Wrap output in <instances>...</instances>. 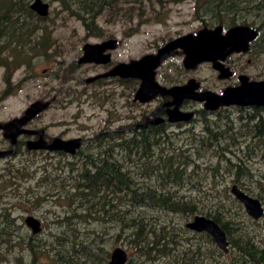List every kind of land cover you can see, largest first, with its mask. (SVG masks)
<instances>
[{"label": "trees", "instance_id": "trees-1", "mask_svg": "<svg viewBox=\"0 0 264 264\" xmlns=\"http://www.w3.org/2000/svg\"><path fill=\"white\" fill-rule=\"evenodd\" d=\"M57 1L69 16L86 25L95 24L101 16L131 20L135 15L136 23H145L146 8L160 18L165 3L164 0ZM194 7L200 16L219 23L227 19L233 22L234 18L240 22L243 17L252 25L264 21V0H194ZM241 12L243 16L238 14ZM239 119L249 125L236 128L228 114L223 113L217 120H225L224 123L204 118L201 134L182 144H175L170 137L156 138L153 131L150 139L120 144L115 156L79 160L78 167L69 164L67 177L57 173L50 177L45 173L36 187L53 183L54 189L58 187L54 194L46 190L36 192L31 187H24L21 192L18 179L28 177V167L12 164L0 174V203L4 197L12 196L17 204L26 199L31 206H39L49 195H56L64 200L61 205L66 206L63 217L55 215L58 227H75L71 231L63 228L46 239L33 233L27 235L12 216L11 206L16 201L9 207L0 205V262L18 247L28 250L26 256L31 260H22L23 252L15 253L16 264H37V259L44 256H52L54 264H72L68 258L74 255L84 258L81 264H107L109 252L96 251L102 250L100 243L95 239L84 243L82 240L88 238L79 240L80 235H75L77 225L94 220L110 224L117 230L116 240H124L138 257L152 264H264V240L256 239L255 228L248 229L241 223L238 213L243 212L242 204L230 193L231 186L223 183L226 175L231 176L233 184L264 204V162L263 169L256 171L250 167V153V157L245 154L237 155L235 160L231 157L233 148L241 146L240 137L249 139L250 145L254 143L257 148L264 147V107H255L252 113H243ZM133 165L135 169H131ZM185 187L189 192L181 193ZM195 215L212 218L222 227L229 241L228 253L220 250L207 233L189 230L185 222L173 218L178 216L187 221ZM43 248L48 251H41ZM132 261L129 258L125 264Z\"/></svg>", "mask_w": 264, "mask_h": 264}, {"label": "flooded vegetation", "instance_id": "flooded-vegetation-1", "mask_svg": "<svg viewBox=\"0 0 264 264\" xmlns=\"http://www.w3.org/2000/svg\"><path fill=\"white\" fill-rule=\"evenodd\" d=\"M31 2L32 0H0V107L20 101L19 97L25 90L32 89V92L38 93L40 62L50 65V68L41 70L42 83L48 86L45 98H34L25 107L22 115L0 123L3 136L0 141L4 140L7 143L0 145V151L14 149L12 154L2 156L0 159L15 157L23 153L25 148L30 153L44 151L50 157L57 155L79 160L87 158L104 160L110 155L118 154L120 144L150 139L153 131L157 133L156 138L172 139L184 132H195L197 123L202 124L204 118L221 110L227 114L233 110L253 111L255 107H264L230 104L221 105L211 111L204 107V102L195 98L179 97L174 93L165 92L173 87L187 85V91L192 93L209 91L221 95L226 88L239 85L242 76H246L250 81L264 80V72L260 69L264 65V21L252 25L243 17L241 23L235 18L233 22L227 19L225 23H219L214 18L200 16L194 7L192 20L195 24L191 25V29H181L183 24H175L176 28L173 29V25L168 23H158L162 26L161 33H151L153 25L150 29H145L144 33L148 32V49L136 57L130 56L128 53L130 47L124 44L137 36L142 27L150 24L128 23L119 36V30L115 32L107 30L115 20L105 18L107 24L100 25L98 22L91 25L82 24L85 30L84 40H56L52 27L40 22V17L44 21L49 15L40 16L30 7ZM238 14L243 16L244 12ZM133 20L134 16L130 21ZM239 25L253 29L255 36L245 37L248 39L246 46L235 39L232 40L235 47L242 48L231 50L223 60H219L231 72L229 76H220L219 70L209 61L195 66H185L186 53L180 47L173 48L172 53L162 59L157 66L146 70L148 90L144 94L147 98L145 101L136 96L143 83L141 78L114 73V69L121 63H129L144 55H156L161 48L177 38L192 36V40L199 41V32L202 29L220 27L221 33L226 34ZM88 44L98 45L97 49L92 51L98 60L79 62V58L84 54V47ZM70 55L72 58L69 59ZM201 65L211 67L219 86L206 87L204 80L198 75ZM150 72L152 81L149 78ZM50 82L55 84L51 85ZM37 101L47 103L46 109L58 106L65 110L69 108L73 110L71 109L65 119L56 121L58 124L49 125L63 127L50 133L45 126L32 125L45 109L20 128L34 132L18 133L13 144L11 139L13 130L5 126L13 119L23 116L27 108ZM177 112L189 115V120H171ZM244 125L248 126L249 123L244 121L241 126ZM39 130H43V138L47 143L56 138L65 141L79 139V146L73 153L64 150L29 149L28 142L39 138L37 132ZM68 164L72 162L69 161Z\"/></svg>", "mask_w": 264, "mask_h": 264}, {"label": "rangeland", "instance_id": "rangeland-1", "mask_svg": "<svg viewBox=\"0 0 264 264\" xmlns=\"http://www.w3.org/2000/svg\"><path fill=\"white\" fill-rule=\"evenodd\" d=\"M49 3L50 5V12H49V17L45 19L41 24H48L50 25L53 30L54 38L56 40H84L85 38V30L82 26V22L75 18L74 16H69L66 10H63L61 7V4L57 0H44ZM164 10H161L160 18H158L151 8H146L145 12V19L146 22L144 24H150L142 27V31L138 33L137 36L132 37L129 42H126L124 45L127 47L129 45L130 51L128 52L130 56H136L139 57L143 52H145L146 49H148V44H147V37H148V32L144 33L145 29H150L151 25L153 27L151 29V33H161L162 31V26L158 25V23H168L173 25V29L176 28L175 24H183L184 26L181 29L188 30L191 29V25L195 24V22L192 20V14L194 12V0H180L179 2H171L170 0H164ZM158 11V10H156ZM167 12V14H166ZM105 17L101 16L100 18L97 19L98 24L103 25L107 24L108 22L105 21ZM110 19H114L115 21L111 22L114 24H111L110 27L107 28L109 32H115L119 30V36H121L122 29L126 28L128 23L133 24L136 23L138 20V17L134 15V20L131 22L130 20L121 17V16H113ZM105 26V25H104ZM106 27V26H105ZM180 29V28H179ZM155 30V31H154ZM41 33V32H40ZM72 58V55L69 56V59ZM39 72H40V88L37 92H32V89L25 90L21 95H20V101H14L13 103L9 104L6 107H0V123H3L5 121H9L13 117H17L22 115L23 111L25 110V107L28 105L30 101H32L34 98L38 97H44L46 87L48 85H43V77L41 70L43 68H50V65L44 62L39 63ZM262 72H264V65L262 68H260ZM54 70V69H53ZM198 75L200 78L204 80V84L206 87L209 88H216L218 85V82L216 80V77L214 75V72L212 71L211 67L208 65H201L198 70ZM50 84L54 85L55 83L50 82ZM44 88V89H43ZM25 93H28L26 95ZM71 109L69 108L65 110L62 107H52L49 109H46L44 112L40 114V116L35 119L32 122V125L35 127H42L45 126L47 127V130L52 133L53 131H59L62 129V125H58L61 127H49V125H52V123H56L58 120H63L67 117V114L71 112ZM253 111H236L233 110L228 114V119L234 127L239 128L241 126V123L243 125L244 121L241 122L242 120L239 119L240 115H247L249 113H252ZM223 110L219 111L217 114L213 115L211 114L207 119L211 122H214L218 119V116L220 114H223ZM225 120H217V123H224ZM58 124V123H56ZM201 129H202V124L197 123L195 125L194 131L195 132H184L181 134L179 137H173L171 140L179 145L182 144L186 141H189L190 137L193 135L198 136L201 134ZM76 134V133H74ZM172 135V134H170ZM1 138L3 139L2 136V131H0V140ZM7 144L6 141H0L1 144ZM239 143L241 146H236L233 148V154L234 156L233 159L235 160L236 156L243 157L244 154L247 157L252 155L251 162H250V167L256 169V171H260L263 169V154H264V147L257 148L256 146L250 145L252 142L249 143V139L245 140L243 137L239 138ZM256 143V142H255ZM248 144L247 146H245ZM186 146H184L185 148ZM248 147V148H247ZM254 153V154H253ZM48 153L44 151H38V152H27L26 149L24 148L23 153L18 154L15 157H7V158H2L0 159V174L5 172V169L7 167L11 166L12 164L14 166H27V171H28V177H23L18 179V182L21 184L20 186V191L24 192V187H31L34 191L39 192V190L42 192L46 190L50 194H54L56 192V189H54V184L53 183H46L45 185L41 186L39 189L36 187V182L41 178L42 175L50 174V177L55 176L53 173H57L59 176L62 177H67L68 175V170L70 165L68 164L69 161L72 163H77L79 162V159H73L71 157H61V156H49L47 155ZM50 158H49V157ZM205 160V159H204ZM79 164H76L75 167H78ZM131 169H135L134 165L130 166ZM76 173V170L74 171V174ZM210 180L207 181L209 183ZM230 187L233 182L231 176L226 175V181H223ZM58 183H60L58 181ZM187 188V187H185ZM181 191V193H187L188 188ZM42 194V193H41ZM43 195V194H42ZM195 195V194H193ZM16 201V203H14ZM2 204L0 203L1 206L7 205L8 207L11 206L12 208V213L14 217H16L17 222L20 224V230L27 235L32 234L31 230L29 227L26 226L24 222V218L28 215H33L37 217L41 221V227L42 230L40 233L35 234L37 237L46 239L51 236V234H55L58 232H61L63 228L68 229L71 231V228H74L75 226L71 225L70 227L67 226H62L58 227V223L56 222L58 217L55 215H60L59 217H63L64 210H66V206H62L61 204L64 203V200L62 199H57L56 195L51 196L49 195L48 199L44 202H41L39 206H31L28 202H26V199L21 201L19 204H17L16 198L10 196V197H4L1 200ZM264 205V204H263ZM243 212L238 213V218L241 219V223L244 226H247L248 229H254V232L257 233L256 239H263L264 240V216L261 217L258 220H253L251 217L246 214L243 206H242ZM235 208H233V211ZM240 211V210H239ZM173 217V216H172ZM177 222L179 223H184L186 221H183L181 218H178V216L173 217ZM247 218V219H246ZM253 221H256L255 223H252ZM77 230L75 235H80L79 240L81 239H86L82 240L84 243H87L89 239H95L96 243H100L101 249L102 250H96L98 252H110L114 247L120 246L122 248H125L129 258H131L133 261L132 263H127V264H152L150 261L145 260L144 258L138 257L135 253L134 250L129 249L125 241L122 239H118L116 235V229L113 228L110 224H105V223H100L98 221H91L89 223H83L79 224L76 226ZM1 251H5V249H2ZM41 251H48L47 248L41 249ZM20 252H23V258L24 261L30 259L28 256V250L21 249L18 247H15V252L11 254L10 256H7V258H4L0 264H16L14 262V254L18 253L21 254ZM51 253V252H50ZM72 253V250L69 252V254ZM101 256H98L100 258ZM108 259V258H107ZM68 260L73 264L77 263H82L84 258L82 256H71L68 258ZM37 264H54V260L52 256H44V257H39L37 259ZM157 264V262L155 263Z\"/></svg>", "mask_w": 264, "mask_h": 264}, {"label": "water", "instance_id": "water-1", "mask_svg": "<svg viewBox=\"0 0 264 264\" xmlns=\"http://www.w3.org/2000/svg\"><path fill=\"white\" fill-rule=\"evenodd\" d=\"M30 7L40 16H48L50 12V5L44 0H32ZM255 31L248 26H235L226 34L221 33L220 27L214 29H202L199 32V41L192 40V36H183L175 39L171 43L161 48L156 55H144L140 59L133 60L129 63H121L114 69L115 74L121 76H135L142 79L143 83L137 91V98L145 101L144 94L147 93L148 87L146 86V70L153 68L159 62L172 53L173 48L180 47L185 50L186 56L184 59L185 66H195L201 62L209 61L213 63L214 68L219 70L220 76H229L230 71L225 67L221 61L231 50L241 49L242 47H235L233 39L240 44L246 46L247 38H253ZM247 37V38H245ZM241 45V46H242ZM98 45H86L84 47V54L79 58V62L96 61V54L92 53L96 50ZM230 49L227 50V48ZM94 52V51H93ZM150 72V79L152 78ZM187 85L183 87H173L165 92L174 93L179 97H190L204 102V107L207 110L214 111L221 105L228 106L230 104H237L240 106H264V80L250 81L246 76L240 78V83L234 87H228L224 92L219 95L209 91L192 93L187 91ZM47 108V103L40 101L34 102L24 115L13 119L5 128H11L12 142L15 143V136L20 132H34L31 130H22L21 126L25 125L29 120L34 118L37 114L41 113ZM190 116L177 112V115L171 117V120H189ZM39 138L36 141L28 142L29 149H47V150H64L69 153L75 152V148L79 146V139L62 140L59 138L54 139L51 143H47L43 138V130L37 131ZM14 149L8 151H0V157L12 154ZM230 193L242 204L246 214L253 220H258L264 216V205L262 201L241 190L237 184H232ZM27 227L30 228L33 234L41 232V221L33 216L28 215L24 218ZM185 227L195 232L207 233L216 246L224 253L229 252V241L225 231L222 227L212 218L204 215H195L185 222ZM128 261V253L125 248L120 246L112 249L110 260L108 264H125Z\"/></svg>", "mask_w": 264, "mask_h": 264}]
</instances>
